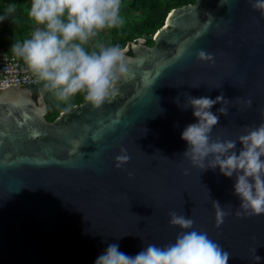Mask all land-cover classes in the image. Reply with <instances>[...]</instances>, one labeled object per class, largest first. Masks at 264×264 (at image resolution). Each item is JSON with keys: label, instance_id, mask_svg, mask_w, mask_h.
Wrapping results in <instances>:
<instances>
[{"label": "water", "instance_id": "obj_1", "mask_svg": "<svg viewBox=\"0 0 264 264\" xmlns=\"http://www.w3.org/2000/svg\"><path fill=\"white\" fill-rule=\"evenodd\" d=\"M153 42L127 44L134 75L99 109L84 100L48 121L31 86L0 89V264H94L114 242L134 256L174 241L172 211L221 246L227 264H264V215L237 216L234 179L180 155L194 119L174 102L223 94L228 114L213 138L264 123V16L249 0H195L172 9Z\"/></svg>", "mask_w": 264, "mask_h": 264}, {"label": "clouds", "instance_id": "obj_2", "mask_svg": "<svg viewBox=\"0 0 264 264\" xmlns=\"http://www.w3.org/2000/svg\"><path fill=\"white\" fill-rule=\"evenodd\" d=\"M249 3L253 11L264 16V0ZM120 9L121 0H30L27 14L36 27L27 38L15 41L10 51L42 84L43 92L65 102L63 111L71 110L67 102L78 94L99 109L110 102L120 80L134 75L126 50L119 45L90 47L99 32L123 25ZM16 10V4H7L0 12V24L14 19ZM210 24L211 20L204 23L205 31ZM198 58L211 56L200 51ZM180 96L174 101L177 107L191 109L194 119L181 131L186 149L180 155L202 172L218 170L223 177L234 179L232 190L239 201L237 216L264 215V123L248 128L235 139L213 138V129L221 115L228 114L226 105L230 101L223 94L213 99L185 93L183 101ZM217 104L220 107L213 111ZM247 104L251 106V100ZM86 131H90L87 126ZM99 137L100 131L92 133L93 141ZM215 203L222 220L226 213L219 202ZM169 224L181 229L173 242L165 246L147 244L134 256L121 251L118 243H109L94 264H227L228 253L206 232L193 228L189 217L172 211Z\"/></svg>", "mask_w": 264, "mask_h": 264}, {"label": "trees", "instance_id": "obj_3", "mask_svg": "<svg viewBox=\"0 0 264 264\" xmlns=\"http://www.w3.org/2000/svg\"><path fill=\"white\" fill-rule=\"evenodd\" d=\"M195 0H130L125 3L121 0L120 14L123 17H130L124 25L110 29V44L125 47L128 42L137 40L138 36L145 35L150 37L148 44L151 45L153 36L156 31L164 25L165 19L169 12L177 7L193 4ZM14 3L17 10L14 13V19L9 18L0 24V50L11 52V45L17 40L27 38L33 31L34 23L29 20L28 8L30 0H0V12L4 7ZM133 15V17H131ZM98 45H90L96 47ZM33 94L42 93L46 104V119L53 121L64 107L65 102L56 105V98L53 94L42 91V84L39 87H29ZM84 102L83 94H78L71 98L67 103L74 106Z\"/></svg>", "mask_w": 264, "mask_h": 264}, {"label": "built area", "instance_id": "obj_4", "mask_svg": "<svg viewBox=\"0 0 264 264\" xmlns=\"http://www.w3.org/2000/svg\"><path fill=\"white\" fill-rule=\"evenodd\" d=\"M12 85L39 87L41 83L20 59L11 52L0 50V89Z\"/></svg>", "mask_w": 264, "mask_h": 264}, {"label": "rangeland", "instance_id": "obj_5", "mask_svg": "<svg viewBox=\"0 0 264 264\" xmlns=\"http://www.w3.org/2000/svg\"><path fill=\"white\" fill-rule=\"evenodd\" d=\"M129 1H130V0H124L125 3H128ZM131 17H133V15H131ZM123 18H124V23L127 21V19H128V20L131 19L130 17H124V16H123ZM29 20H30V19H29ZM30 21H31V20H30ZM31 22H33V21H31ZM33 23H34V22H33ZM124 23H123V25H124ZM34 27H36L35 24H34ZM153 36H154V35H153ZM153 36H151V38H153ZM110 38H111V36H110V29H105V30L99 32V33L97 34V36H95V37L92 38V40L90 41V45H91V46H92V45L106 46L107 43L110 44ZM139 38H142V39H144V40L146 41V40H148L150 37L145 36V35H140V36H138L137 39H139ZM125 48H126V46L123 47V49H125ZM56 103H57L56 105H59L60 103H62V101H59V100L56 99Z\"/></svg>", "mask_w": 264, "mask_h": 264}, {"label": "flooded vegetation", "instance_id": "obj_6", "mask_svg": "<svg viewBox=\"0 0 264 264\" xmlns=\"http://www.w3.org/2000/svg\"><path fill=\"white\" fill-rule=\"evenodd\" d=\"M151 40L153 41V38H151ZM131 42H132V41H131ZM128 43H129V42H128ZM128 43H127V44H128ZM145 44H146L147 46H152V45L154 44V42H153L151 45H149V44H148V40H146V41H145ZM126 46H127V45H126ZM126 52H127L128 54H131L129 50H127ZM32 94H33V93H32ZM33 96H34L35 98H37L39 95H38V94H33Z\"/></svg>", "mask_w": 264, "mask_h": 264}]
</instances>
